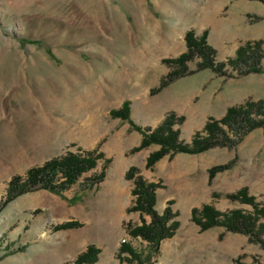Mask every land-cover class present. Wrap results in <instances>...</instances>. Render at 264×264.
<instances>
[{
    "label": "rangeland",
    "instance_id": "374dc122",
    "mask_svg": "<svg viewBox=\"0 0 264 264\" xmlns=\"http://www.w3.org/2000/svg\"><path fill=\"white\" fill-rule=\"evenodd\" d=\"M190 30L196 37L207 31L223 72L199 69L195 56L160 88L177 69L165 60L187 50ZM257 41L264 49V0H0V204L13 176L53 158L96 150L109 159L60 194L37 189L8 202L0 210V264H73L89 246L99 248L93 264H137L119 251L126 241L151 264H264V248L248 235L202 230L192 219L205 204L252 212L229 197L243 188L264 200V125L240 138L224 127L232 146L166 155L146 167L159 145L135 150L142 135L131 124L154 128L175 113L183 117L180 138L190 142L227 108L263 99L264 57L260 72L229 63L240 46ZM125 103L130 121L112 115ZM227 164L210 177V168ZM131 167L137 171L129 179ZM103 168L104 178L88 187ZM139 175L158 184L157 212L171 201L178 221L156 249L130 235L151 221L132 208ZM68 221L78 226L54 229Z\"/></svg>",
    "mask_w": 264,
    "mask_h": 264
},
{
    "label": "trees",
    "instance_id": "16d2710c",
    "mask_svg": "<svg viewBox=\"0 0 264 264\" xmlns=\"http://www.w3.org/2000/svg\"><path fill=\"white\" fill-rule=\"evenodd\" d=\"M263 1V0H262ZM207 31H204L200 37H196L192 30L185 34L187 50L175 59H167L165 62L170 66H176L161 81L160 88L168 86L174 79L181 76L187 71V63L195 56L202 58L198 64L199 69L210 68L217 73L223 72L224 63L215 62V50L208 44ZM264 57V49L260 42L250 43L240 46L236 51L235 58L229 60L233 66L239 62L245 63L242 72H260L258 59ZM253 112L261 114L260 119H252L250 116ZM113 116H119L129 120V107L125 103L121 109L113 111ZM183 120V117H176L175 113H170L154 128H142L134 123L132 126L141 133L142 138L137 149H142L151 144L159 145V149L150 153L146 160V167H152L157 161L166 155L173 156L177 153L198 154L216 146H232L234 141L230 139L224 127L229 129L235 128V134L239 138L250 130L264 125V98L257 102H246L242 105L231 106L227 108L226 113L220 119H209L203 127L204 135L197 132L190 142H185L180 138L179 129L176 125ZM130 121V120H129ZM104 159V168L109 163V159L104 158L103 153H97L96 150L88 151L85 154H76L68 152L65 155L46 161L41 166L30 168L26 176L15 175L8 183L6 197L0 204V210L13 200L16 196L37 189H46L48 191L60 194L61 191L75 184L79 177L84 173L96 167L98 160ZM230 164L215 166L209 169L210 177L218 171H221ZM104 168L94 176L88 178V187L97 185L105 175ZM137 169L131 167L126 177L134 178ZM157 183L146 181L141 175L135 179V187L132 194L136 196L135 204L132 207L135 210L147 213L151 216L150 223H142L130 230L132 237H142L150 246L158 248L162 239L174 234L178 226V221L174 220L175 214L172 213L168 201V206L162 214H159L154 208L156 201L155 190ZM231 199H236L242 203L253 206L252 212H244L241 209H233L226 212L217 210L210 204H205L200 210L193 209L192 219L200 226L202 230L222 226L231 232H238L249 236V240L260 244L264 248V223L259 222L264 218V200L261 203L255 201V197L248 195L246 188H243L235 194L229 195ZM78 226L76 221H68L57 225L54 229L75 228ZM120 252L130 254V260H135L137 264H151L147 260L149 256H143L140 251L135 250L129 242H122L119 248ZM99 248L89 246L83 253L78 255L73 264H93L97 261ZM66 264V263H65Z\"/></svg>",
    "mask_w": 264,
    "mask_h": 264
},
{
    "label": "bare ground",
    "instance_id": "6f19581e",
    "mask_svg": "<svg viewBox=\"0 0 264 264\" xmlns=\"http://www.w3.org/2000/svg\"><path fill=\"white\" fill-rule=\"evenodd\" d=\"M192 5V4H191ZM187 11V10H186Z\"/></svg>",
    "mask_w": 264,
    "mask_h": 264
}]
</instances>
